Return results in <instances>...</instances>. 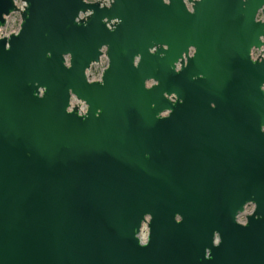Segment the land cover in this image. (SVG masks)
Instances as JSON below:
<instances>
[{
	"label": "water",
	"instance_id": "obj_1",
	"mask_svg": "<svg viewBox=\"0 0 264 264\" xmlns=\"http://www.w3.org/2000/svg\"><path fill=\"white\" fill-rule=\"evenodd\" d=\"M106 1L0 0V264H264V0Z\"/></svg>",
	"mask_w": 264,
	"mask_h": 264
},
{
	"label": "rangeland",
	"instance_id": "obj_2",
	"mask_svg": "<svg viewBox=\"0 0 264 264\" xmlns=\"http://www.w3.org/2000/svg\"><path fill=\"white\" fill-rule=\"evenodd\" d=\"M103 1V0H102ZM17 5L19 6L20 9H22L25 6V3L23 2V0H16ZM188 8L190 9L191 6L190 4H187ZM258 19L261 20L262 19V14H259ZM22 23V18H21V14L18 13H14L12 14L10 17L7 18V24L4 28L1 29L0 34L5 37L7 35H10L14 32L19 31L20 26ZM262 50H253L252 52V58L254 60H257V58L261 55V57L264 58L263 53L261 54ZM108 67V59L103 56L101 58L100 63L92 65V67L90 68V70L87 72V78L90 82H96V81H100L101 77L103 75L104 70ZM153 83H148V86H151ZM72 106H78L80 108V110L84 113L87 110V106L81 102L78 101L76 98L72 99ZM255 209L254 205H248L244 211L243 214H241L238 217V220L241 221L243 218H245L250 212H252ZM148 233V229L146 226L143 227L142 229V235L143 238L146 239Z\"/></svg>",
	"mask_w": 264,
	"mask_h": 264
},
{
	"label": "built area",
	"instance_id": "obj_3",
	"mask_svg": "<svg viewBox=\"0 0 264 264\" xmlns=\"http://www.w3.org/2000/svg\"><path fill=\"white\" fill-rule=\"evenodd\" d=\"M103 3H104V4H109L108 1H106V0H103Z\"/></svg>",
	"mask_w": 264,
	"mask_h": 264
},
{
	"label": "bare ground",
	"instance_id": "obj_4",
	"mask_svg": "<svg viewBox=\"0 0 264 264\" xmlns=\"http://www.w3.org/2000/svg\"><path fill=\"white\" fill-rule=\"evenodd\" d=\"M81 111V110H80ZM82 112V111H81Z\"/></svg>",
	"mask_w": 264,
	"mask_h": 264
}]
</instances>
